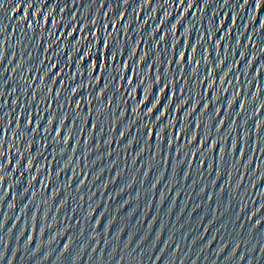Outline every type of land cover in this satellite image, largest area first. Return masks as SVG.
I'll return each instance as SVG.
<instances>
[{
  "label": "water",
  "instance_id": "1",
  "mask_svg": "<svg viewBox=\"0 0 264 264\" xmlns=\"http://www.w3.org/2000/svg\"><path fill=\"white\" fill-rule=\"evenodd\" d=\"M0 42V264H264V0H4Z\"/></svg>",
  "mask_w": 264,
  "mask_h": 264
},
{
  "label": "snow or ice",
  "instance_id": "2",
  "mask_svg": "<svg viewBox=\"0 0 264 264\" xmlns=\"http://www.w3.org/2000/svg\"><path fill=\"white\" fill-rule=\"evenodd\" d=\"M175 2H176V0H175ZM179 3H180V0H179ZM3 4H4V0H2V2H0V7H3ZM0 48H3V43L2 42H0ZM2 65L3 64H0V67H2ZM3 92V86H0V93H2ZM3 99V97L2 96H0V100H2ZM41 127H43V126H41ZM34 130V128L33 129H31V131H33ZM53 130L54 131H59V129H58V126H55L54 125V128H53ZM0 136H2V133H0ZM95 142V141H94ZM3 164V159L2 158H0V165H2ZM2 174H3V172H2V170H0V176H2ZM31 211V210H30ZM2 223H0V228H2ZM101 227H103V225H101ZM29 239H31V236L29 237ZM67 246V243L65 244V247ZM70 252V251H69ZM255 255V253H253V256ZM253 256H252V258H253ZM239 257H243V264H244V262L245 261H247V264H249V261L251 260V259H249L248 258V256H244V252L243 253H241L240 255H239ZM0 259H3V253H0Z\"/></svg>",
  "mask_w": 264,
  "mask_h": 264
}]
</instances>
